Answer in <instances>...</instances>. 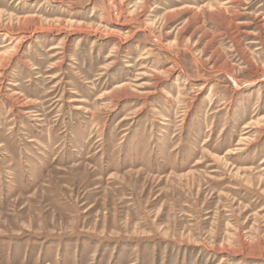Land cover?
I'll use <instances>...</instances> for the list:
<instances>
[{
  "label": "rangeland",
  "instance_id": "rangeland-1",
  "mask_svg": "<svg viewBox=\"0 0 264 264\" xmlns=\"http://www.w3.org/2000/svg\"><path fill=\"white\" fill-rule=\"evenodd\" d=\"M0 264H264V0H0Z\"/></svg>",
  "mask_w": 264,
  "mask_h": 264
}]
</instances>
